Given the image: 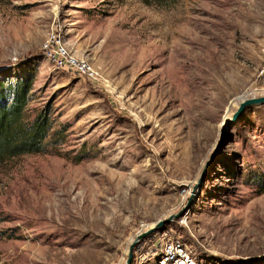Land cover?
Instances as JSON below:
<instances>
[{
  "label": "rangeland",
  "instance_id": "obj_1",
  "mask_svg": "<svg viewBox=\"0 0 264 264\" xmlns=\"http://www.w3.org/2000/svg\"><path fill=\"white\" fill-rule=\"evenodd\" d=\"M52 30L97 77L45 57ZM263 60L264 0H0V81L56 131L0 162V264H124L160 221L130 264H264V103L229 121Z\"/></svg>",
  "mask_w": 264,
  "mask_h": 264
},
{
  "label": "trees",
  "instance_id": "obj_2",
  "mask_svg": "<svg viewBox=\"0 0 264 264\" xmlns=\"http://www.w3.org/2000/svg\"><path fill=\"white\" fill-rule=\"evenodd\" d=\"M148 5L167 7L179 0H141ZM31 78L17 77L14 82L0 81V162L24 154H37L53 130L50 109L42 107L32 118H26Z\"/></svg>",
  "mask_w": 264,
  "mask_h": 264
},
{
  "label": "built area",
  "instance_id": "obj_3",
  "mask_svg": "<svg viewBox=\"0 0 264 264\" xmlns=\"http://www.w3.org/2000/svg\"><path fill=\"white\" fill-rule=\"evenodd\" d=\"M42 51L45 57L55 66L64 67L78 74L91 76L93 78L98 75L94 66L88 60L85 58H79L69 52L66 44L60 38L57 31L52 30L48 33V36L42 45ZM258 77L264 82V60L258 70ZM262 92H264V88L262 89ZM173 247L174 246L171 245L170 249ZM181 253L180 256H177L171 254L170 250L166 251L161 257V260L163 261V264H167L168 261L173 262V264H188L186 262L187 258L183 257Z\"/></svg>",
  "mask_w": 264,
  "mask_h": 264
},
{
  "label": "water",
  "instance_id": "obj_4",
  "mask_svg": "<svg viewBox=\"0 0 264 264\" xmlns=\"http://www.w3.org/2000/svg\"><path fill=\"white\" fill-rule=\"evenodd\" d=\"M264 103V94H261L259 96H252L249 98H244L242 99L239 104L237 109L233 112V114L231 115L230 118V122L233 123L236 120L239 119V117L242 115V113L244 112V110L247 107L250 106H254V105H260ZM181 213V212H180ZM180 213L175 214L174 217H177L178 215H180ZM164 224L163 221L158 222L156 225L146 229V230H142L140 231L138 234H136L135 238L133 239V241L131 242L129 249H128V256L126 259V262L124 264H130L131 260H132V254H133V249L134 247L144 238H146L147 236L151 235L152 233H154L155 231L159 230V228L162 227V225Z\"/></svg>",
  "mask_w": 264,
  "mask_h": 264
},
{
  "label": "bare ground",
  "instance_id": "obj_5",
  "mask_svg": "<svg viewBox=\"0 0 264 264\" xmlns=\"http://www.w3.org/2000/svg\"><path fill=\"white\" fill-rule=\"evenodd\" d=\"M144 62L146 63V65H155L157 63L162 62L159 58H157V56L155 54H150L149 56L146 57V59L144 60Z\"/></svg>",
  "mask_w": 264,
  "mask_h": 264
}]
</instances>
